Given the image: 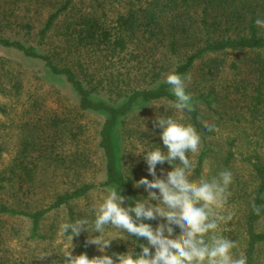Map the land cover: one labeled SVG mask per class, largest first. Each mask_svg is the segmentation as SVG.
<instances>
[{"label":"trees","instance_id":"obj_1","mask_svg":"<svg viewBox=\"0 0 264 264\" xmlns=\"http://www.w3.org/2000/svg\"><path fill=\"white\" fill-rule=\"evenodd\" d=\"M113 8L111 16L108 10ZM39 14L43 20L37 19ZM257 18L264 20V0H0V44L41 58L54 73L66 77L78 94L80 109L108 115L99 131L106 174L101 183H83L56 194L46 207L29 208L38 192L34 180L41 162L60 165L84 159L81 149L69 153L60 144L58 139L63 141L64 136L58 130L59 118L48 125L35 122L16 154L0 166V264H6L10 217H27L29 237L40 239L41 222L49 211L96 187L116 188L126 198L125 206L147 197L122 164L114 130L119 118L145 100L175 101L164 83L170 72L185 78L196 73L186 88L193 108L184 113L202 134L204 148L190 176L199 177L213 155L212 165H218L219 171H211L212 177L225 170L233 173L238 162L249 169L250 180L238 176L233 197L247 203L243 256L247 264H264V230L257 229L264 220V28L255 25ZM227 54L235 57L228 62ZM115 56L126 72L106 77L98 64ZM140 75L154 86L124 90ZM115 89L121 94L113 99L108 91ZM106 93L109 96L104 97ZM205 122L217 130L209 131ZM219 127L230 132L225 137L227 150L218 154L213 152L212 139ZM159 134L149 140L150 150L166 151ZM239 144L247 148L237 151L234 147ZM188 156L192 160L191 153ZM157 167L166 174L172 166L165 162ZM253 203L261 206L259 216L252 210ZM74 215L71 209L70 218ZM144 222L155 226L163 221ZM134 238L138 254L147 241ZM118 251L124 253L126 246ZM29 264H64V253L52 251Z\"/></svg>","mask_w":264,"mask_h":264},{"label":"rangeland","instance_id":"obj_2","mask_svg":"<svg viewBox=\"0 0 264 264\" xmlns=\"http://www.w3.org/2000/svg\"><path fill=\"white\" fill-rule=\"evenodd\" d=\"M108 12L112 16L115 13V8L108 10ZM37 19L43 20L44 17L39 14ZM13 37L17 36L13 35ZM234 57V54H227L224 59L230 62ZM98 67L99 70L102 69L106 77L126 72V68L118 56H115L114 59L111 57L104 58ZM189 76L191 80L190 82L186 80L187 87L195 80L196 73ZM133 79L135 81L131 82L129 86L124 85L127 86L124 90L154 86V83H149L150 79H145L143 75ZM108 92L113 99L121 94L117 89ZM107 94L104 97L109 96ZM78 99L77 92L66 77L54 73L44 60L28 56L19 48L0 44V166L7 164L16 154L20 142L25 139L27 133L34 130L33 124L35 122L48 125L56 118H59L58 130L64 136L63 141L58 139L60 144L69 153L79 148L84 154V159L72 163L67 161L65 164L56 165L52 161L41 162L34 180L38 185V192L34 200L31 201L29 208L46 207L54 201L56 194L70 191L83 183H101L106 179L104 156L98 141L100 128L108 115L105 112L83 111L79 108ZM170 102L172 100L166 98L145 100L127 115L119 118L117 122L114 134L122 154V164L126 172L130 173L135 181L142 176H146L149 180L153 179L147 171V164L143 158L144 154L135 153L149 151V140L162 131L153 124L156 117H172L180 123L191 125L190 119L184 111H178L171 106ZM217 132V136L212 139V147L213 152L219 154V151L223 152L228 148L225 137L230 131L227 127H219ZM198 134L201 137L199 151L196 154L191 153L194 165L198 161L199 153L204 148L202 134ZM234 148L238 151V149H246L247 147L239 144ZM214 158L215 155L208 158L203 165L201 175L199 177L190 176V180L195 182L211 180L213 178L210 176L211 171H219L216 169L218 165H212ZM156 172L158 176L165 175L157 166ZM238 176L249 180L251 178L249 169L245 168L242 162L235 164L232 183L227 192V201L222 210V214L225 216L232 214V219L227 223L222 222L217 230L218 234L235 242V247L232 249L234 258L243 255L246 240L243 220L247 203L245 199L236 200L233 197L234 191L238 187ZM142 188L145 190L143 186ZM109 189L112 187H96L87 195L73 200L70 204L49 211L41 222L40 234H43V237L40 239L29 237L31 222L27 217H10L8 220L10 229L7 231L8 237L6 246H4L6 264L34 263L35 258L51 254L52 251L64 253L71 244V251L74 256L86 253L89 258H92L105 254L101 253L95 245L87 244L89 235H97L98 233H88L82 230L71 241V233H63L60 230V225L84 218L91 221L94 218V206L102 201ZM154 191L158 192V190ZM153 203L156 202L153 201ZM71 209L75 213L73 219L70 218ZM155 227L156 225L153 226V228ZM257 229L264 230V220L258 222ZM105 231L108 236H120V238L111 241V246L106 249V254L121 253L118 251V247L121 245L126 246L125 252L131 250L136 253L134 236L118 233V230L112 228L111 225L106 226ZM179 231L178 227L175 228V234H179Z\"/></svg>","mask_w":264,"mask_h":264},{"label":"clouds","instance_id":"obj_3","mask_svg":"<svg viewBox=\"0 0 264 264\" xmlns=\"http://www.w3.org/2000/svg\"><path fill=\"white\" fill-rule=\"evenodd\" d=\"M255 25L264 28V20L257 18ZM186 80L190 82L191 77L185 78L176 72L168 73L164 80L175 97L171 106L181 112L193 108L191 94L186 91ZM153 124L162 129L159 135L166 151L156 148L135 153L144 154L147 171L153 177L149 180L142 176L134 182L135 187L145 188L147 197L125 207L126 198L112 188L94 206L91 221L84 218L62 223L60 230L70 232L71 241L82 230L98 233L89 235L87 244L95 245L105 253L92 258L86 253L74 256L71 244L64 252V264H247L246 256L233 257L235 242L217 231L222 222L232 219V214H222L233 179L231 171H222L218 177L202 182L190 180L195 165L188 153H198L200 135L192 125L180 123L172 117H156ZM205 127L209 131L217 130L207 122ZM165 162L172 166L171 170L158 176L156 166ZM252 210L257 216L261 214V206L255 203ZM158 218L163 222L155 228L144 222ZM108 225L118 233L143 238L147 243L140 245L138 254L130 250L108 255L106 249L111 246V241L120 238L119 235L106 234ZM176 227L179 234H175Z\"/></svg>","mask_w":264,"mask_h":264}]
</instances>
